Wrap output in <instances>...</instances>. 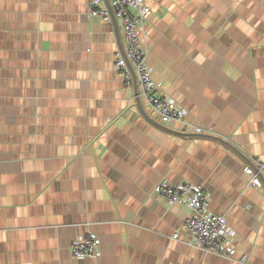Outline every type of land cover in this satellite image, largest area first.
<instances>
[{"label": "crops", "instance_id": "obj_1", "mask_svg": "<svg viewBox=\"0 0 264 264\" xmlns=\"http://www.w3.org/2000/svg\"><path fill=\"white\" fill-rule=\"evenodd\" d=\"M148 5L152 78L203 133L158 122L124 87L114 12L0 0V264H264V171L259 188L243 172L264 161V0ZM161 180L207 190L229 258L187 242L190 209L157 195ZM89 232L99 256L73 258Z\"/></svg>", "mask_w": 264, "mask_h": 264}, {"label": "built area", "instance_id": "obj_2", "mask_svg": "<svg viewBox=\"0 0 264 264\" xmlns=\"http://www.w3.org/2000/svg\"><path fill=\"white\" fill-rule=\"evenodd\" d=\"M86 0L87 12L93 18L110 20V8L121 19L125 40L123 51L117 49L114 54V68L124 87L131 93L135 84L138 96L147 105L157 121L168 127L178 126L184 133H203L199 125L186 119V110L176 101L161 91L152 78L148 65V49L144 42L142 27L148 20L151 9L148 0ZM264 161L249 155V164L243 167L249 184L255 188L262 186ZM154 192L169 203L187 206L190 213L184 218V227L189 237L187 242L216 255L229 258L233 249V233L227 226L223 214L209 210L210 197L201 185L188 181L177 184L161 180L154 187ZM178 237V233L174 234ZM70 255L76 259L96 258L100 253L98 236L89 232L85 236L73 239L69 246Z\"/></svg>", "mask_w": 264, "mask_h": 264}, {"label": "water", "instance_id": "obj_3", "mask_svg": "<svg viewBox=\"0 0 264 264\" xmlns=\"http://www.w3.org/2000/svg\"><path fill=\"white\" fill-rule=\"evenodd\" d=\"M106 2H107V4H109L108 0H106ZM110 16H111L112 19H114L113 11L111 10V8H110ZM120 49L123 51V47H122V46L120 47ZM136 100H137V102L139 103V99L137 98ZM156 125L171 130L170 128H167V127L162 126V125H160V124H157V123H156ZM171 131H173V130H171Z\"/></svg>", "mask_w": 264, "mask_h": 264}]
</instances>
